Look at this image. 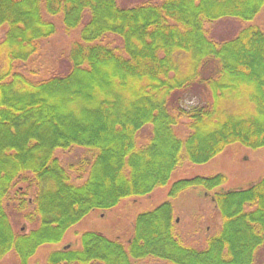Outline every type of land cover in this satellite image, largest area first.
<instances>
[{
    "label": "trees",
    "instance_id": "trees-1",
    "mask_svg": "<svg viewBox=\"0 0 264 264\" xmlns=\"http://www.w3.org/2000/svg\"><path fill=\"white\" fill-rule=\"evenodd\" d=\"M118 2L0 0V264L43 249L44 264H264V175L229 190L223 174L179 180L128 239L88 230L65 245L186 165L264 149V27L251 24L264 0ZM228 18L247 25L218 43L207 27ZM59 34L67 69L44 77L36 64ZM77 149L88 156L65 165ZM190 190L220 214L203 249L179 233L173 202Z\"/></svg>",
    "mask_w": 264,
    "mask_h": 264
},
{
    "label": "rangeland",
    "instance_id": "rangeland-1",
    "mask_svg": "<svg viewBox=\"0 0 264 264\" xmlns=\"http://www.w3.org/2000/svg\"><path fill=\"white\" fill-rule=\"evenodd\" d=\"M144 1L146 0H119L118 4L121 7H131ZM251 24L264 27V13H260ZM246 25L236 19L228 18L214 22L212 26L207 27V30L210 29V32L208 31L210 38L222 43L235 38ZM2 38L3 33L0 32V40ZM68 41L64 34H59L46 46L44 56L36 64L42 76L66 71L67 64L64 54ZM148 134L149 131H145L142 135L143 139ZM83 155L88 156L77 149L69 154H60L59 156L67 165L76 163ZM218 174L226 176L227 181L224 185L226 190L247 187L264 175V149L253 151L242 146H231L222 155L207 164L186 165L172 175L167 187L157 189L150 197L136 201L125 200L110 212L91 214L67 233L64 243L65 245L75 244L77 236L88 230L103 232L114 238L128 239L132 233L133 221L138 214L160 206L168 198L174 183L182 179H192L197 176L210 177ZM173 203L179 233L185 240V244L203 249L208 240L219 232L221 225L220 214L216 210L212 198L206 197L200 190H190ZM24 225L23 220H16L15 230L23 229ZM47 255V249L41 250L30 264H44ZM2 264H19V260L12 255L4 259ZM139 264L164 263L147 260Z\"/></svg>",
    "mask_w": 264,
    "mask_h": 264
}]
</instances>
